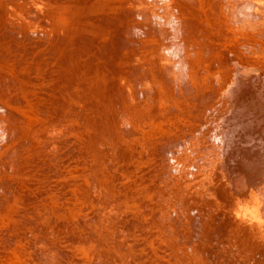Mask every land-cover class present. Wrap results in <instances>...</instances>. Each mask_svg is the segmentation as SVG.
Here are the masks:
<instances>
[{"label":"rangeland","instance_id":"374dc122","mask_svg":"<svg viewBox=\"0 0 264 264\" xmlns=\"http://www.w3.org/2000/svg\"><path fill=\"white\" fill-rule=\"evenodd\" d=\"M60 1L17 0L10 13L1 8L11 0H0V48L12 50L0 62L10 79L0 101L12 110L0 107V264H264V230L237 218L249 217L250 188L264 181V67L244 77L224 63L169 97L144 99L126 129H113L111 93L94 110L75 100L81 116L53 103L46 80L21 78L35 66L17 49L52 63L45 36L71 30ZM98 21L83 35L112 40ZM42 121L55 126L44 131L48 151L29 136ZM27 142L33 148L21 150ZM14 149L28 155L8 168ZM253 174L260 181L241 188Z\"/></svg>","mask_w":264,"mask_h":264},{"label":"bare ground","instance_id":"6f19581e","mask_svg":"<svg viewBox=\"0 0 264 264\" xmlns=\"http://www.w3.org/2000/svg\"><path fill=\"white\" fill-rule=\"evenodd\" d=\"M13 1L16 3L17 0H11L6 8L2 6L1 9L14 13L17 7ZM48 1L59 4L60 0H46L44 3ZM111 1L116 0L67 1L69 5L66 10L72 18L71 30L60 26V34L45 36L46 43L49 40L52 43L48 46L52 63H46L45 55L32 56V48L17 49L35 66L32 72L26 70L21 78L32 83L46 80L47 96L51 93L56 105L70 106L73 114L83 113L75 105L85 103L86 110H94V102L98 101V97L111 93L110 112L114 115L107 123L113 129H126L144 99L156 101L169 97L180 88L190 87L199 76L213 68L222 67L224 63L244 77L254 74L256 65L264 67V0H118L114 4ZM21 3L17 4L21 6ZM16 11L20 15L24 14L20 8ZM47 11L38 12L48 14ZM99 19L101 33L111 32L112 40L97 39V36L91 40L90 35H83L84 30L94 33L91 21ZM3 20L1 17L0 26ZM214 47L220 48L219 51L214 53V49H217ZM7 51L12 50L7 46L0 48V62L10 59L4 57ZM49 65L53 67H47ZM5 75H0L1 88L9 84L10 79ZM86 95L96 98L86 100ZM77 99L79 103L74 105ZM4 103L9 107L6 101H0V107ZM8 111L12 112L10 107ZM52 123L42 121L30 126V140H42L43 151L53 148L47 140L49 133L44 132L49 130V137L55 134ZM97 124L96 121L90 124L94 131L98 128ZM98 126L99 129L106 128V125ZM70 129L76 131L74 125H70ZM16 130L14 126L10 127L5 136L17 135ZM98 139L105 140L103 135ZM92 144H98V141L93 139ZM33 146L27 142L21 150ZM13 152L17 157L7 155L10 160L1 164L14 168L16 162L24 161L28 155L19 154L17 149ZM255 178L256 174H253L239 181L241 188L244 183ZM260 178L262 176L254 182ZM263 190L264 181L257 187L251 186L249 197L253 198L252 203L247 200L245 208V216L249 217H237L245 226L264 230ZM255 205L263 209L254 211Z\"/></svg>","mask_w":264,"mask_h":264}]
</instances>
